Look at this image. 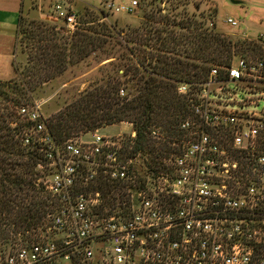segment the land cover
<instances>
[{"label":"built area","instance_id":"2783aa9c","mask_svg":"<svg viewBox=\"0 0 264 264\" xmlns=\"http://www.w3.org/2000/svg\"><path fill=\"white\" fill-rule=\"evenodd\" d=\"M137 6L106 3L125 13ZM40 11L57 26L80 24L63 2ZM222 68L223 77L213 67L197 87L178 85L192 117L181 122L160 168L152 155L98 129L60 141L46 128L45 100L20 106L30 123L24 144L43 152L46 166L38 167L48 170L44 184L56 205L38 240L7 253L5 264H264V116L214 109L208 89L217 80L226 90L229 82L246 90L238 83L264 80V57H240ZM151 136L166 138L157 128Z\"/></svg>","mask_w":264,"mask_h":264},{"label":"trees","instance_id":"16d2710c","mask_svg":"<svg viewBox=\"0 0 264 264\" xmlns=\"http://www.w3.org/2000/svg\"><path fill=\"white\" fill-rule=\"evenodd\" d=\"M103 11L99 10L102 16ZM88 15L84 26L80 27L79 21L74 30L30 20L32 28L26 38L33 48L26 64L14 66L16 77L0 80L1 264H5L7 253L38 240L56 205L44 184L48 170L38 167L46 166L43 152L35 143L24 144V130L30 123L18 113L44 81L81 62L99 65L113 58L96 69L99 76L45 118L46 128L63 141L104 125L129 121L136 135L128 148L152 155L156 168H160L163 152L170 150V145L168 149L162 145L170 138L175 140L172 135L181 134V122L192 117L191 102L178 93V85L187 82L196 87L208 79L213 67L219 69L218 77H223L222 67L243 57L240 53L260 48L254 41L233 40L217 32L207 23L210 16L171 20L160 15L163 23L177 25L168 29L154 25L151 20L156 16L148 14L142 26L119 30L100 21L97 14ZM184 28L186 31L181 30ZM121 89L126 93L121 95ZM156 128L170 138L154 139L151 131Z\"/></svg>","mask_w":264,"mask_h":264},{"label":"rangeland","instance_id":"374dc122","mask_svg":"<svg viewBox=\"0 0 264 264\" xmlns=\"http://www.w3.org/2000/svg\"><path fill=\"white\" fill-rule=\"evenodd\" d=\"M27 1L28 0H25V3H27ZM37 1L38 0H33L32 4ZM137 1L138 6L132 13L116 12L106 7V5L103 3L96 7L95 5L93 6L87 4L80 7L74 6V9H76V12H78L79 21L81 22L80 27H83L85 21L89 20L88 18L90 16L88 14L93 13L94 15L97 14L100 16V21L103 20L119 30L126 26H142L148 14H154L156 16L155 20H151L154 25L166 26L168 29L177 28V25L172 23H163V19H161L160 15L168 16L171 20L183 19L188 15H194L198 20H202L204 17L210 16V19L207 21V23L217 32H220L233 40H245L248 43L254 41L260 46V48L255 50L248 49L239 55L242 54L243 57H264V0ZM118 2L119 0H114V3ZM101 9L104 10L103 16L99 14V10ZM228 17L236 19L238 21V25H230L226 21ZM30 20H34L36 22L44 21L35 17L34 13L31 11L30 13H25L22 16L17 42L18 57L16 61V65L20 68L26 64V61L29 57L28 52L33 48L32 41L26 38L27 31L32 28V25L29 24ZM47 23L53 24L50 22ZM58 24L67 29L63 21H59ZM179 30L180 29H176V31ZM181 30L186 31V28ZM239 55H237L236 58L239 57ZM139 58H141L140 55ZM111 59L113 58L107 59L101 62L99 65L95 63L88 65L87 62H81L77 65L68 67V69L63 74L44 81L40 87H38L32 93L33 98H31V100H27L26 105H30L31 102L33 103L36 100H45L42 105V112L45 117H48L50 114L60 110L65 105V102L70 100L74 93L83 90L88 85L91 78H93L95 75L99 76V73L96 71V69L101 64ZM14 77H16V74H14ZM209 77L210 74L208 79ZM223 85V81L217 80L210 83L208 86L209 91L215 93V95L212 97V107L214 109L224 108L225 110L232 109L237 111H254L264 116V80L259 79L257 81L252 80L238 83V85L244 86L241 88H244L248 91L235 88L236 86L232 82L228 83L227 90ZM259 90L262 91L260 92ZM125 93V89L120 90L121 95ZM234 97L235 101L233 100ZM249 97H252V100L256 101V103H252L251 100H248L249 102L244 104L243 100L245 98L249 99ZM97 129L99 132L106 135H119L125 147L127 146L128 142L131 143V139H133V136L130 132L134 131V133H136L133 124L129 121L115 122L113 124L104 125ZM180 135L178 136L177 134H173L172 136L174 139H177L180 137ZM169 138L170 137L167 136V138H164L163 140ZM171 140L172 139L170 138V141H168L167 145H162L163 149H168L167 147H169L168 145H170ZM126 148L128 149V146ZM41 230L42 229H40V231Z\"/></svg>","mask_w":264,"mask_h":264},{"label":"crops","instance_id":"0c3cea01","mask_svg":"<svg viewBox=\"0 0 264 264\" xmlns=\"http://www.w3.org/2000/svg\"><path fill=\"white\" fill-rule=\"evenodd\" d=\"M109 1L110 0H102V2L101 0H38L32 4L33 0H28L27 3H25V0H0V80L4 81L14 77V66L16 65L18 57L17 42L19 36V21L20 17L25 13H30L31 11L38 19L45 20L44 16L41 14L40 7L43 12L47 13L56 2H63L74 9V6L80 7L85 4L95 5V7L102 3L106 5ZM111 1L114 2V0ZM126 1L129 2L130 0ZM126 1L119 0L118 3Z\"/></svg>","mask_w":264,"mask_h":264}]
</instances>
